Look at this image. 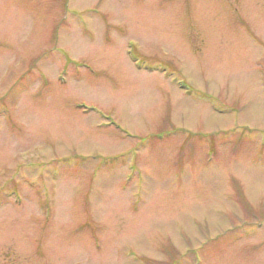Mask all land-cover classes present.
<instances>
[{"label": "rangeland", "instance_id": "rangeland-1", "mask_svg": "<svg viewBox=\"0 0 264 264\" xmlns=\"http://www.w3.org/2000/svg\"><path fill=\"white\" fill-rule=\"evenodd\" d=\"M0 264H264V0H0Z\"/></svg>", "mask_w": 264, "mask_h": 264}]
</instances>
